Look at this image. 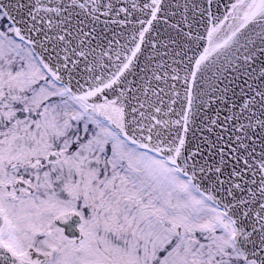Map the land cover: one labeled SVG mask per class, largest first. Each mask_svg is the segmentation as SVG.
Instances as JSON below:
<instances>
[{
  "label": "snow or ice",
  "instance_id": "snow-or-ice-1",
  "mask_svg": "<svg viewBox=\"0 0 264 264\" xmlns=\"http://www.w3.org/2000/svg\"><path fill=\"white\" fill-rule=\"evenodd\" d=\"M0 264H264V0H0Z\"/></svg>",
  "mask_w": 264,
  "mask_h": 264
}]
</instances>
